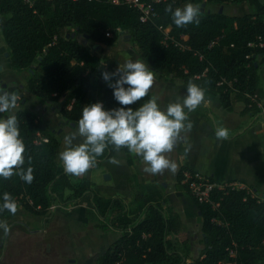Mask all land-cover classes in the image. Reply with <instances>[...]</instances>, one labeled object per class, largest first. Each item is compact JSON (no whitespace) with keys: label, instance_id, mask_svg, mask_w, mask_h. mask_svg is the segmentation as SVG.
I'll return each instance as SVG.
<instances>
[{"label":"trees","instance_id":"16d2710c","mask_svg":"<svg viewBox=\"0 0 264 264\" xmlns=\"http://www.w3.org/2000/svg\"><path fill=\"white\" fill-rule=\"evenodd\" d=\"M112 1L37 0L30 7L23 0H0V31L11 68L28 74L24 88L40 104L58 106L59 116L69 124H78L86 105L101 102L106 110L121 107L102 77L104 71L115 72L118 63L96 47L111 48L129 37L138 59L148 64L156 80L184 85L192 81L207 95L217 97L226 111L239 101L243 115L264 116L259 106L263 102L264 60L259 61L264 58V0H161L154 4L157 17L148 23L141 21L138 9ZM187 3L199 6V23L177 27L165 9L169 4L175 10ZM232 3H246L250 11L236 16L220 13ZM203 4L220 8L202 12ZM167 27L186 49L164 44ZM149 99H154L151 93L128 107L135 110ZM4 115L0 113V118ZM14 115L25 145L23 170L32 167L34 180L27 184L19 175L0 177V206L4 193H9L18 205L47 223L52 206L87 204L90 224L115 236L96 264H186L191 253L188 231L162 184H143L133 176L129 180L131 199L108 196L85 175L65 172L59 159L65 140L49 123L33 110ZM187 115L189 119L192 113ZM115 151L109 145L96 158L94 168L111 161ZM125 151L129 163L135 164V154ZM186 170H179L176 189L193 200L204 236L193 264H264V201L245 190L215 188L211 200L218 207L200 203L189 185L183 184ZM9 214L0 211V221ZM172 235L178 237L175 242Z\"/></svg>","mask_w":264,"mask_h":264},{"label":"crops","instance_id":"0c3cea01","mask_svg":"<svg viewBox=\"0 0 264 264\" xmlns=\"http://www.w3.org/2000/svg\"><path fill=\"white\" fill-rule=\"evenodd\" d=\"M245 6L250 11L246 3L229 4L222 8L226 13V7H230V13L226 14L236 16L246 12ZM0 37L1 50L4 41L2 35ZM4 47L6 48V45ZM129 55L128 52L120 54L119 60H116L118 67L123 66L126 60H131ZM109 57L114 59L112 56ZM137 59L135 56L133 61ZM263 60L264 58L259 62L262 63ZM261 76L264 107V70ZM26 80L23 73L16 74L13 70L11 77L7 79L1 77L0 83L4 82L3 91L24 93L12 115L21 110H33L62 137L76 132L78 124L63 121L59 116L58 106L42 105L32 94L24 92ZM187 86L171 80L155 79L154 88L150 93L163 110L170 103L182 102ZM205 98L206 103L191 111L192 116L189 118L193 125L191 130L182 132L181 139L173 151L166 154L178 165L175 174L168 170L162 175L146 173L144 168L147 165L142 158L135 155L137 162L132 165L128 161L130 156L125 148H122L114 153L113 159L117 161L116 163L105 162L100 169L93 167L84 175L100 192L111 197L128 199L132 198L129 180L133 176H137L143 184H162L188 232H192L188 229L190 225H194L196 230L201 227L199 213L193 200L176 189L177 174L181 168L185 167L188 171L207 177L217 186L228 183L244 184L264 201V116L243 115V104L239 101L234 102L231 111H226L221 107L217 97L205 93ZM4 118L7 116L4 115ZM218 127L228 129L227 139L216 138ZM82 142L83 138H78L73 143L75 145ZM86 209L87 204L68 208L56 205L46 223L44 217H38L18 205L17 213L15 215L10 213L3 220L11 229L9 234L5 236L0 229V264H96L97 258L114 242L115 236L112 232L104 233L94 228L86 218ZM193 213L197 216L195 220ZM190 246L191 253L186 264H193L192 258L198 256L202 248L193 246L191 242Z\"/></svg>","mask_w":264,"mask_h":264},{"label":"clouds","instance_id":"9594fccd","mask_svg":"<svg viewBox=\"0 0 264 264\" xmlns=\"http://www.w3.org/2000/svg\"><path fill=\"white\" fill-rule=\"evenodd\" d=\"M166 12L172 14L177 27L199 23L200 8L192 3L182 8L169 4ZM104 81L113 89L114 99L119 108L106 110L101 102L86 105L78 121V130L64 137L66 148L59 154L67 174L80 177L96 165V158L102 156L109 145L118 151L126 148L129 152L142 158L147 167L146 173L162 175L165 170L175 174L176 162L167 157L181 139V133L190 131L192 123L188 112L196 110L206 103V90L192 81L188 82L186 95L182 102L170 103L161 109L156 99H149L138 108L128 107L137 104L149 95L155 85V74L142 60H126L115 72H102ZM115 79L113 83V78ZM127 85V87H125ZM18 94L0 91V113L13 112L20 100ZM216 138L224 140L229 137L226 128L218 127ZM83 138V142L74 145V141ZM187 151V150H186ZM25 145L20 138L19 124L16 116L0 118V177L10 179L19 175L27 184L34 180L33 168L23 170ZM116 163L114 159L110 161ZM18 170V171H15ZM0 211L7 210L15 215L17 202L9 193H4ZM0 229L5 236L11 231L6 221H0Z\"/></svg>","mask_w":264,"mask_h":264},{"label":"built area","instance_id":"2783aa9c","mask_svg":"<svg viewBox=\"0 0 264 264\" xmlns=\"http://www.w3.org/2000/svg\"><path fill=\"white\" fill-rule=\"evenodd\" d=\"M37 0H23L25 4H27L30 7H33L35 2ZM161 0H150L148 3H141L139 0H126L123 2H120L119 0H113L112 2L114 4H126L133 8L138 9L141 12V21L143 23L152 22L155 17H157V14L154 9V4L159 3ZM118 31H121L118 29ZM164 35V44L165 45H174L175 47H178L180 49H186L187 47L184 46L179 41H176L175 38L171 35V27H167L163 30ZM107 36H110V34H107ZM183 40H187V37H183ZM214 42L212 43V45ZM261 46H264V43L261 44ZM257 96H253L252 100H257ZM260 108L263 109L264 107L262 104L259 105ZM183 184L189 185V189L191 192V195L200 203H212L215 208L218 207L217 204L213 203L211 200V193L215 188L219 189H225L230 188L231 190H245L247 191L251 196H254V192H251L250 189L247 188L244 184L239 183H228L223 186H217L214 184L209 178L204 177L198 173H191L190 171L186 170L183 172ZM56 206L51 207V211L55 210ZM217 221L216 219H214ZM234 251L231 252V255L234 256Z\"/></svg>","mask_w":264,"mask_h":264},{"label":"rangeland","instance_id":"374dc122","mask_svg":"<svg viewBox=\"0 0 264 264\" xmlns=\"http://www.w3.org/2000/svg\"><path fill=\"white\" fill-rule=\"evenodd\" d=\"M232 4H234V3H232ZM225 6H229V4H226ZM235 7H237V5ZM209 8H211L213 11H217L220 8V5H208V6H205L203 9H209ZM232 8H234V7H232ZM244 8L246 9L247 7L245 6ZM245 9L244 10L239 9V11H245ZM246 11H248V10L246 9ZM226 13H230V7H226ZM1 24H2V20L0 21V27H1ZM0 36H1V31H0ZM1 45H2V49L0 50V67H1L0 72H1V77L7 79L8 77H11L12 69L10 66L9 56H6V54H8L7 48L4 47L5 46L4 43H2ZM99 51L102 54L114 57L115 61L119 60L120 54H124V52H128L130 54L129 56H130V59L132 61L134 60L135 56H137L134 49L132 48L129 37L121 38L120 41L114 47H111V48L102 45L99 48ZM16 74H18V73H16ZM23 76L28 78V75L26 72H23ZM2 84H4V82L0 83V91H3ZM26 110H28V109H26ZM12 113L13 112L5 113V116L8 117L9 115H12ZM192 215L194 216L193 220H195V218L197 217L196 213H193ZM188 229H190L192 231V232H188V236H189V240H190L189 243L190 242L193 243V246H197L200 248L203 247V245L201 243V238H202L201 229L199 228V230H196L194 225L193 226L190 225ZM50 235H53V234L50 233ZM177 238H176V235L171 236V240L173 242H175V239L177 240ZM69 242L71 243L70 239H69ZM194 256H195V254H194ZM196 257L197 256H195V258ZM195 258H192V261Z\"/></svg>","mask_w":264,"mask_h":264},{"label":"water","instance_id":"95a60500","mask_svg":"<svg viewBox=\"0 0 264 264\" xmlns=\"http://www.w3.org/2000/svg\"><path fill=\"white\" fill-rule=\"evenodd\" d=\"M204 7H205V4H203V6H202V8H201V11H202V12L204 11V9H203ZM222 11H223V8H221L220 13H222ZM1 20H2V19L0 18V21H1ZM73 36L75 37V33L73 34ZM87 43H88V39H87V37H86V38H84V44L86 45ZM96 49L99 50V47H96ZM6 56H9V54H6ZM0 70H1V67H0ZM24 92L26 93L27 91L24 90ZM16 94H18L21 98L24 96V93H23V94H19V93L17 92ZM22 102L25 103V100H23ZM73 125H75V124H73Z\"/></svg>","mask_w":264,"mask_h":264}]
</instances>
